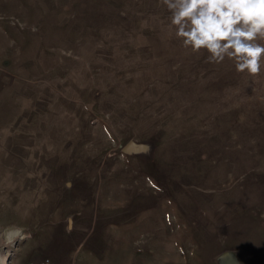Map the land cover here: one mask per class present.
Masks as SVG:
<instances>
[{"label":"rangeland","instance_id":"374dc122","mask_svg":"<svg viewBox=\"0 0 264 264\" xmlns=\"http://www.w3.org/2000/svg\"><path fill=\"white\" fill-rule=\"evenodd\" d=\"M160 0H0V264H264V68L182 46Z\"/></svg>","mask_w":264,"mask_h":264},{"label":"clouds","instance_id":"9594fccd","mask_svg":"<svg viewBox=\"0 0 264 264\" xmlns=\"http://www.w3.org/2000/svg\"><path fill=\"white\" fill-rule=\"evenodd\" d=\"M169 28L182 46L206 52L207 62L231 61L237 73L259 76L264 68V0H160ZM24 229L0 232L5 244L23 238Z\"/></svg>","mask_w":264,"mask_h":264},{"label":"built area","instance_id":"2783aa9c","mask_svg":"<svg viewBox=\"0 0 264 264\" xmlns=\"http://www.w3.org/2000/svg\"><path fill=\"white\" fill-rule=\"evenodd\" d=\"M34 264H50V261H49L48 258H46V259H43L42 262H40V263H34Z\"/></svg>","mask_w":264,"mask_h":264}]
</instances>
